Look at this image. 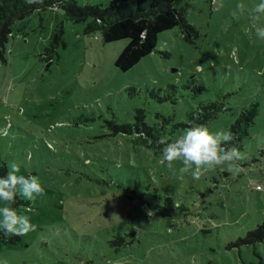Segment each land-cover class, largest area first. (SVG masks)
<instances>
[{
  "label": "rangeland",
  "instance_id": "374dc122",
  "mask_svg": "<svg viewBox=\"0 0 264 264\" xmlns=\"http://www.w3.org/2000/svg\"><path fill=\"white\" fill-rule=\"evenodd\" d=\"M258 3L179 0L191 28L159 33L128 71L115 62L129 40L86 32L90 18L76 22L53 7L15 21L0 58V167L16 163L45 194L16 198L36 230L0 245V264H264V241L247 237L264 223V39L250 23ZM211 101L228 108L211 132L229 131L243 109L260 105L239 172L181 178V163L175 171L161 163L162 145L110 127L134 124L143 110L149 125L169 119L172 142L187 129L174 123ZM146 187L183 208L149 215L134 193Z\"/></svg>",
  "mask_w": 264,
  "mask_h": 264
},
{
  "label": "trees",
  "instance_id": "16d2710c",
  "mask_svg": "<svg viewBox=\"0 0 264 264\" xmlns=\"http://www.w3.org/2000/svg\"><path fill=\"white\" fill-rule=\"evenodd\" d=\"M179 0H110L106 7L85 5L80 6L76 0H43L42 3L29 4L26 0H1L0 1V58L4 59L6 44L12 32V25L17 20H23L31 12L41 8L61 7L69 18L76 22H84L91 19L86 26V32L99 31L104 42H113L128 39V44L120 52L116 59V66L121 71H128L135 66L143 57L149 55L157 45L159 33L180 26L189 30L191 26L187 22L184 12L177 8ZM224 103L211 101L202 104L199 109L189 114L187 123L177 122L174 126L190 127L193 122L208 127L217 119L221 112L227 111ZM260 113L258 102L243 109L230 125L229 131L236 136L235 143L239 149L243 148L246 137L250 135V128L255 124ZM134 124L111 123L113 134L134 135L147 147H152L161 136L172 140L167 132L165 120L162 126L149 125L146 123V114L138 110ZM8 168L5 164L0 167V175H6ZM257 190L261 187L257 186ZM144 209L158 218H171L182 206L174 202L168 196L161 195L158 191H150L149 187L134 192ZM21 201H16L14 207L18 214L23 209ZM28 204V203H27ZM120 241H124L119 235ZM248 241H264V223L248 233ZM21 237L8 235L0 232V245L3 243H18ZM115 242V241H114ZM119 250V249H117Z\"/></svg>",
  "mask_w": 264,
  "mask_h": 264
},
{
  "label": "clouds",
  "instance_id": "9594fccd",
  "mask_svg": "<svg viewBox=\"0 0 264 264\" xmlns=\"http://www.w3.org/2000/svg\"><path fill=\"white\" fill-rule=\"evenodd\" d=\"M26 2L42 3L43 0ZM250 23L256 36L264 39V0H260L252 9ZM235 140L236 136L231 131L211 132L205 125L193 122L178 139L169 142L167 137L161 136L157 143L163 146L162 164L175 171L174 163L179 162L183 165L179 169L181 178L183 174L190 173L193 179L198 180L203 171L216 167H227L233 172L240 171L238 162L244 157ZM19 172L20 167L11 163L7 174L0 175V232L4 236L22 237L36 230L29 217L18 214L11 205L16 202L18 196L34 203L38 196L45 194L37 176L18 175Z\"/></svg>",
  "mask_w": 264,
  "mask_h": 264
}]
</instances>
